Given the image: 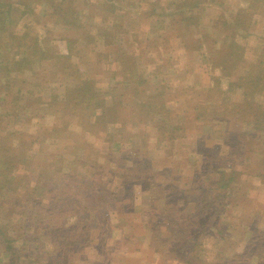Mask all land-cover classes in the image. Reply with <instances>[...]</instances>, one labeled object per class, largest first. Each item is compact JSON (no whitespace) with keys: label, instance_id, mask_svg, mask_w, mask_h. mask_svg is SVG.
Here are the masks:
<instances>
[{"label":"rangeland","instance_id":"obj_1","mask_svg":"<svg viewBox=\"0 0 264 264\" xmlns=\"http://www.w3.org/2000/svg\"><path fill=\"white\" fill-rule=\"evenodd\" d=\"M176 1L0 0L12 5V15L0 24L1 39L11 31L19 33L25 54L36 63L31 68L16 65L12 71L0 66V198L5 202L0 224L12 239L4 244L0 240V247L8 244L22 252L11 264H183L163 253L166 241L153 235L158 230L160 237L166 234L162 219L174 217L176 206L182 208L177 221L192 222L197 216L191 215L193 204L183 207L181 199L165 204V186L194 192L190 189L200 181L199 172L215 144L238 157L233 162L238 178L223 197L225 205L215 224H210L214 228L197 239L190 232L178 250L190 251L192 264L264 263V251L254 258L245 251L250 240L264 238V132L254 128L251 115L243 120L234 112L227 123H212L217 134L208 139L193 108L209 99L226 106L249 99L259 110L264 108L260 85L242 90L230 86L233 79L222 77L219 70L208 76L199 67L205 63L199 60V47L214 53L216 41L219 45L225 35L223 19L230 20L249 0L204 1L194 24L175 15ZM62 9L68 12V23L62 21ZM244 15L246 31L237 36L243 47L239 65L251 63L246 69L253 75L262 69L264 84V5ZM29 45L34 49L30 53ZM126 52L136 55L130 82L122 79ZM83 79L112 107L102 120L75 105L69 89ZM199 84L214 89L210 97L197 96ZM251 106L246 109L256 110ZM172 125H180L179 131ZM10 154L20 165L6 185L2 163ZM133 163L143 175L121 186L123 170ZM59 179L67 203L62 212L48 211L45 202L36 199L51 192H44L43 181L54 186ZM47 219L51 229L44 233L41 227ZM67 221L71 227L88 228V240L75 249L65 246L78 232L70 231V238L63 235ZM7 259L0 253V264H10Z\"/></svg>","mask_w":264,"mask_h":264},{"label":"trees","instance_id":"obj_2","mask_svg":"<svg viewBox=\"0 0 264 264\" xmlns=\"http://www.w3.org/2000/svg\"><path fill=\"white\" fill-rule=\"evenodd\" d=\"M64 2L65 0H59V2ZM207 0H178L174 2V10L176 14L181 15V20L186 21L189 23H193L195 19L197 18V12L199 8L203 6V2ZM210 3L212 1H209ZM15 5V2L13 3ZM16 5H20L18 2ZM15 5V6H16ZM54 5V3H53ZM69 5V3H68ZM264 5V0L262 2L259 0H249V4L245 8H239V11L236 12V14L230 19H223L221 28H223V31L225 32V35H222L219 45H217L216 41V47L214 53H212V49H208L206 51L205 48L199 47V50L202 48L201 55H199V60L204 61L205 63H199V67L202 70L203 74H208L209 72L217 69L220 71L222 77H230L233 79L229 85L230 86H237L241 88L242 90L250 88L247 86L252 85L253 88H257L258 85H260L258 90H261L264 88V84L260 83L261 78L263 75V70H259L257 75L250 74L249 69H246L247 67L251 66V63H244L242 62L239 65V60H243V57H240L239 59V53L242 54L243 47L237 40L238 35H242L246 30L244 27V19L241 17L242 13L245 11L244 17L247 16V10L252 8L262 7ZM11 4L9 3H1L0 2V24L2 25V22H4L5 18L12 15L11 13ZM67 10H70V8H66ZM193 10L191 13L190 11ZM196 10V11H195ZM66 15H68V12L65 9H62V21L68 23V19H66ZM170 15V13H166V16ZM73 16V15H72ZM222 15H219V19H221ZM217 18V19H218ZM55 21L58 23L59 15L55 16ZM246 19V18H245ZM180 21V20H179ZM0 25V26H1ZM19 33L11 31L10 35H7L6 38L3 40L0 36V66L3 68H6L8 71L13 70L16 65L20 67H23V65L28 64V68H31L35 62L34 59H29L28 55L25 54L26 49L24 48L25 44H20L19 40ZM28 52L30 53L33 51V47L31 45L27 48ZM198 50V51H199ZM125 52V51H124ZM135 53L129 52L124 53L121 62L122 66L124 67V70L122 72V79H125L126 82H130L131 76L133 73V70L136 69V57ZM3 60L4 62H2ZM204 64V65H203ZM257 65H261V61L257 63ZM13 67V69H11ZM264 69V66H262ZM244 69V72L240 71V69ZM10 73V72H8ZM205 74V75H206ZM220 77H216V81H220ZM121 81V80H120ZM200 85V84H199ZM228 85V86H229ZM216 88L220 90L219 84H216ZM73 90V91H71ZM214 90L213 88L209 87L208 85L203 86L200 85V88L198 89L197 96H211V91ZM226 90V89H224ZM223 90V91H224ZM71 91V92H70ZM69 92L74 95L75 98V105L79 109L84 108L91 110V113L89 117H94L96 120H102L106 115L109 114V111L112 107H110L109 103H106L105 98L102 96V93L95 90L93 86H91V82L87 79L81 80V82L69 89ZM245 96L246 94L242 92ZM248 97V96H247ZM195 99V97H193ZM213 101V100H212ZM211 99L205 100V102L201 105H193L194 111L196 109L198 110V115L196 117V120L201 125V128L203 130V133L205 134V137L208 139H215L216 138V131L215 128L212 127V123L214 121H217V123H227V117H229L228 114L234 113L235 114H241V119H245L247 115H251L253 117L252 123L254 124V128L258 130H262L264 132V108L259 110L260 105L252 102H249V99H244L241 101L236 102H230V106L226 103H220L219 105L213 104ZM245 104V109L243 108V105ZM247 104L251 106V104L254 105V108L256 110L249 111L250 109H246ZM163 105L161 104L159 107L161 108ZM147 110L148 105H141V108ZM240 107L244 109V111L240 110ZM252 107V106H251ZM203 111V113H202ZM244 115V118L242 117ZM85 118V117H83ZM88 117L85 118V121H88ZM248 122V121H247ZM180 125H172V130H178L179 131ZM190 126V125H189ZM262 126V127H259ZM163 132V129H160V133ZM258 133V132H257ZM256 137H261L256 135ZM218 138V137H217ZM218 139H222V137H219ZM227 146V145H226ZM212 153L210 155L211 159L208 161L207 166L199 172L200 181L196 183V186H192V189L194 192L192 193H186L185 190H189L183 187H174L171 184H165V197L166 202L165 204H170V201L173 202L174 200L181 199L183 207L187 205L188 203L193 204V209L191 210V215H196V220L192 222L187 221H181L176 220V216L180 213L179 206H176L175 211L173 214L174 217H170L168 214L167 217H164L162 219V225L165 227V235L160 237L159 230L154 232V238L159 239V241H166L164 245H161L162 249H167L165 252L170 259L173 261H176L177 263L181 262L183 264H192V261L194 259V255L188 251H179L178 249L184 248V243L186 242V237L190 232L192 234H195L196 239L198 238V235L206 234L210 231V229H213L210 227V224L214 222V218H216V214L219 213L225 203H223V197L227 193V190L232 188L234 182L238 178L237 174L235 175L233 171V162L237 160V156H233L231 152L225 153L223 150H221V146L219 144H215L211 146ZM245 153L246 150L241 151L240 153V160L243 162L245 160ZM231 154V155H230ZM12 154L7 155L8 158L5 160L2 165L4 167V184H8L10 180H12L13 172L15 168V165H18L17 159L15 157H11ZM21 155H19L18 161L23 162L20 158ZM20 165V164H19ZM131 171H133L134 174L131 175ZM12 175V176H11ZM143 174L140 173L138 169V165L136 163H133L132 165L126 167L121 177L125 179L122 183H120L121 186H125L126 183H128V180H135L140 179ZM132 176V179H129L128 177ZM204 176V178L202 177ZM236 176V177H235ZM63 179V176H62ZM62 179H59L58 182L54 183V186L52 185H46L45 182H42V188L44 192H49L50 194L44 195L41 197L38 201V203H44L46 204V208H48V211L53 210L54 212H62L64 209L62 208L64 206V203H67L66 197L62 196V191L60 188L63 187V185H59L62 183ZM130 181V182H131ZM129 182V183H130ZM59 185V186H58ZM8 188V187H7ZM173 190L175 192L173 193ZM40 194L41 190L39 191ZM70 196V195H69ZM2 198V196H1ZM0 198V199H1ZM5 203L3 202V199L0 201V206ZM79 206V205H78ZM77 206V208H78ZM90 213V212H88ZM218 214V215H219ZM66 214L64 215V219L62 221H66ZM177 221V222H176ZM50 222V219H47L44 221V224L42 228L44 233H47L48 228L51 229V226H49L47 223ZM4 224H0V240H2L4 244L5 242L9 243L12 241V239H9L6 235V232L4 230ZM47 226V227H46ZM72 223L70 221H67L63 226V235H67V238H70V231H74V229L77 232L76 235L71 237V241H67L65 246L68 248H76L77 245L82 244L83 240L85 242L88 240L87 235L85 231L88 230L85 226H77V227H71ZM54 228V227H53ZM219 228V227H218ZM220 229V228H219ZM218 229V231H220ZM1 243L0 247V253L7 254L8 259L7 262L11 264V262L16 260L19 261V257L21 256L22 252L18 249H15L7 244V246L3 245ZM248 246H246L247 251H251V254L249 257L254 258L253 254H259L264 251V238L261 239V237L257 238L255 237L254 240H250L248 242ZM255 244V246H254ZM24 253L28 255L27 253H30L29 250L26 251V249L23 247ZM259 258V257H257ZM260 259V258H259ZM9 260V261H8ZM14 263V264H15ZM262 264V263H260ZM264 264V263H263Z\"/></svg>","mask_w":264,"mask_h":264}]
</instances>
